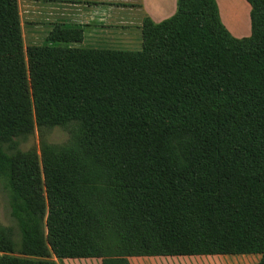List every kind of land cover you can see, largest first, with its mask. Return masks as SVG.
<instances>
[{"label": "trees", "instance_id": "trees-1", "mask_svg": "<svg viewBox=\"0 0 264 264\" xmlns=\"http://www.w3.org/2000/svg\"><path fill=\"white\" fill-rule=\"evenodd\" d=\"M247 1L248 36L216 0H176L122 50L81 46L66 23L24 46L18 0H0V177L20 238L0 227V264H264V0ZM55 126L68 142L21 147Z\"/></svg>", "mask_w": 264, "mask_h": 264}, {"label": "crops", "instance_id": "crops-1", "mask_svg": "<svg viewBox=\"0 0 264 264\" xmlns=\"http://www.w3.org/2000/svg\"><path fill=\"white\" fill-rule=\"evenodd\" d=\"M216 2L221 21L226 28L233 33L244 32L245 17L249 16L251 9L248 1L216 0ZM18 10L22 34L24 28L33 27L45 32L46 37L56 23H66L83 25L85 37L90 34L97 37L98 31L104 28L106 21H114L117 25L122 23L120 26L125 28L122 32L131 35L132 30L141 33L140 27L145 16L159 22L173 15L176 0H18ZM238 14L241 15L240 20L237 17L235 20L230 19V16ZM248 20L250 21V17ZM45 37L39 40L40 42L30 44L41 43ZM259 259V254L128 258L130 264H257ZM62 261L66 264H102L99 258H67Z\"/></svg>", "mask_w": 264, "mask_h": 264}, {"label": "rangeland", "instance_id": "rangeland-1", "mask_svg": "<svg viewBox=\"0 0 264 264\" xmlns=\"http://www.w3.org/2000/svg\"><path fill=\"white\" fill-rule=\"evenodd\" d=\"M229 1V0H227ZM228 10V9H227ZM241 19V15H233L230 16L231 20ZM249 16L245 17V30L242 33H233L232 35L236 37L248 36L250 33V21L248 20ZM243 20V17H242ZM242 22V21H241ZM249 22V24H248ZM123 25L115 23L114 21H106L104 24V28L98 31V36L96 37L95 34H90L89 36L83 34V40L79 44L81 46H89V47H98V48H112V49H124V50H139L140 49V40H141V33L138 31L132 30L131 35L127 33H123L122 28ZM119 30V31H118ZM24 35V46L29 45L33 42H40L43 37H45V32L41 30H37L35 28L26 27L23 29ZM42 135L38 131L34 134L30 135L26 142L21 144L23 149L30 148L31 146H36L39 150V141L41 136L49 143L54 144H64L68 142L70 135H71V128L70 127H60L55 126L52 128H46L43 130ZM5 179L0 177V227L3 228L9 235L13 238L15 243H19V230L17 227L16 220L12 216L10 212V205H9V189L6 187ZM99 260H101L99 258ZM60 264H66L63 261ZM141 264V263H139Z\"/></svg>", "mask_w": 264, "mask_h": 264}]
</instances>
